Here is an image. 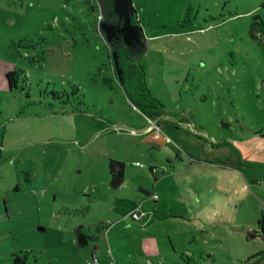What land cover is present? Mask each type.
<instances>
[{"label": "rangeland", "instance_id": "rangeland-1", "mask_svg": "<svg viewBox=\"0 0 264 264\" xmlns=\"http://www.w3.org/2000/svg\"><path fill=\"white\" fill-rule=\"evenodd\" d=\"M133 3L125 89L98 0H0V264H264V0Z\"/></svg>", "mask_w": 264, "mask_h": 264}, {"label": "water", "instance_id": "water-1", "mask_svg": "<svg viewBox=\"0 0 264 264\" xmlns=\"http://www.w3.org/2000/svg\"><path fill=\"white\" fill-rule=\"evenodd\" d=\"M101 8L102 17H107L105 11V4L98 0ZM111 2V15L115 16L118 20V25H112L107 22V19L101 21L98 25V31H101L104 38L112 51V63L115 73L118 78H121L122 69L118 62V53L115 49V44L122 42L131 52L142 51L144 55L147 53L148 40L146 38L144 29L138 25L133 24V18L136 15L133 0H110ZM122 82V80L120 79ZM116 167H119V172H116ZM112 181L111 187L117 190L124 181L125 165L116 161L110 164ZM145 195H150V192L140 190Z\"/></svg>", "mask_w": 264, "mask_h": 264}, {"label": "flooded vegetation", "instance_id": "flooded-vegetation-1", "mask_svg": "<svg viewBox=\"0 0 264 264\" xmlns=\"http://www.w3.org/2000/svg\"><path fill=\"white\" fill-rule=\"evenodd\" d=\"M136 17V16H135ZM107 19V22L109 24H112V25H118V20L115 16L111 15V3H108L107 4V17L105 18ZM135 18H133L134 20ZM139 21V19H137ZM102 21H103V17H102ZM140 22V21H139ZM138 22H133V24H136ZM123 43L120 42V43H116L115 44V49L117 50V53H118V48L120 45H122ZM124 45V44H123ZM125 46V45H124ZM126 47V46H125ZM127 48V47H126ZM128 49V48H127ZM128 52H129V56H131V62L129 63H125L123 62V59H122V56L120 53H118V62H119V66L120 68L122 69V75H121V78H118L119 80L121 79L122 80V85L123 87H125V89L127 88L126 85L129 84L131 82V78L135 77V73L137 72V69L139 68L138 65H140L143 57H144V53L142 51H136V52H131L129 49H128ZM135 56H139L140 59L136 60L135 59ZM115 70V69H114ZM141 73L142 71L139 70ZM140 73V74H141ZM118 77V76H117ZM151 121V120H150ZM116 172H119L120 168L119 167H116Z\"/></svg>", "mask_w": 264, "mask_h": 264}, {"label": "trees", "instance_id": "trees-1", "mask_svg": "<svg viewBox=\"0 0 264 264\" xmlns=\"http://www.w3.org/2000/svg\"><path fill=\"white\" fill-rule=\"evenodd\" d=\"M108 2L111 3L110 0H108ZM136 14H137V12H136ZM133 22H136V20L134 19ZM263 31H264V25H263ZM116 51H117V50H116ZM118 53L121 54L122 59H123V62H125V63H129V62L133 61V60H131V59H133V58H131V56H129L128 49H127L123 44L119 46V48H118ZM135 59L138 60V59H140V57H139V56H135ZM112 64H113V63H112ZM138 66H139V68H140V69H138V70H141V71H142V69H141V68H142V67H141V64L138 65ZM138 72H140V71H138ZM142 73H143V72H142ZM7 76H8V80H9V84H10V86H12V85H13V77L15 76V74H14V73H10V74H8ZM139 90H140V91H143V88H142L141 83H140V88H139ZM131 100H133V101H134L135 103H137V104H138L139 102H141L138 98H134V97H131ZM146 103H147V98H146V96H145L144 101L142 102V105H146ZM139 104H140V103H139ZM134 221H136V220H134ZM75 233H76L77 244H78L80 247L86 246L87 243H88V237L83 233V231H82V227H78V228L75 230ZM14 264H26V261H25L24 258H22L21 255H16V256H15V259H14ZM93 264H97V263L94 262Z\"/></svg>", "mask_w": 264, "mask_h": 264}, {"label": "built area", "instance_id": "built-area-1", "mask_svg": "<svg viewBox=\"0 0 264 264\" xmlns=\"http://www.w3.org/2000/svg\"><path fill=\"white\" fill-rule=\"evenodd\" d=\"M136 165H137L138 167H144V165L141 164V163H137ZM152 198H153L154 200H156V199L158 198V196H157V195H153ZM142 217H143V213H141V211H140V207L137 208V209H135V210L131 213V218H132L133 220L140 221V220L142 219ZM96 262H97V260H95V263H96Z\"/></svg>", "mask_w": 264, "mask_h": 264}, {"label": "crops", "instance_id": "crops-1", "mask_svg": "<svg viewBox=\"0 0 264 264\" xmlns=\"http://www.w3.org/2000/svg\"><path fill=\"white\" fill-rule=\"evenodd\" d=\"M152 121V120H151ZM98 263V262H97Z\"/></svg>", "mask_w": 264, "mask_h": 264}]
</instances>
